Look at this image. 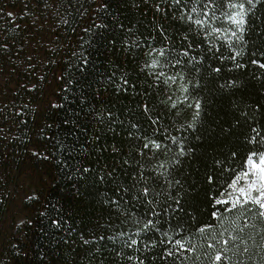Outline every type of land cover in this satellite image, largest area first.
Returning <instances> with one entry per match:
<instances>
[{
    "label": "trees",
    "instance_id": "obj_1",
    "mask_svg": "<svg viewBox=\"0 0 264 264\" xmlns=\"http://www.w3.org/2000/svg\"><path fill=\"white\" fill-rule=\"evenodd\" d=\"M261 157L264 0H0V264H264Z\"/></svg>",
    "mask_w": 264,
    "mask_h": 264
},
{
    "label": "snow or ice",
    "instance_id": "obj_2",
    "mask_svg": "<svg viewBox=\"0 0 264 264\" xmlns=\"http://www.w3.org/2000/svg\"><path fill=\"white\" fill-rule=\"evenodd\" d=\"M240 8L243 9V4L240 5ZM237 15H240L241 19L237 20L236 22L238 24H243L242 14L238 13ZM197 23H200V21H197ZM197 107H199V105H197ZM146 147H147V145H146ZM260 159H261V163H264V157H261ZM260 173L261 174L259 175L258 180H253L252 184L250 185V187L251 188L259 187L260 188V197H264V169H260ZM145 191H147V190H145ZM239 191L241 192V194H244L246 190L244 188H241V189H239ZM260 197L255 198L254 202L257 203L260 206V208L264 209V201H262L260 199ZM248 199H252L250 194L248 195ZM262 215H264V213H262ZM150 224H152L151 220L148 221V223L145 225V227H147ZM216 259L220 260L221 257L218 255L216 257Z\"/></svg>",
    "mask_w": 264,
    "mask_h": 264
},
{
    "label": "rangeland",
    "instance_id": "obj_3",
    "mask_svg": "<svg viewBox=\"0 0 264 264\" xmlns=\"http://www.w3.org/2000/svg\"><path fill=\"white\" fill-rule=\"evenodd\" d=\"M259 168H260V169H264V163H262V164L260 165ZM249 170H250V171H251V170L255 171L256 168L250 163V164H249ZM260 174H261V173H260ZM251 189H253V188H251Z\"/></svg>",
    "mask_w": 264,
    "mask_h": 264
}]
</instances>
